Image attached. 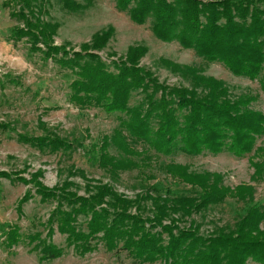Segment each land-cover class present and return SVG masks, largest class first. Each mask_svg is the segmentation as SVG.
<instances>
[{
    "label": "trees",
    "instance_id": "1",
    "mask_svg": "<svg viewBox=\"0 0 264 264\" xmlns=\"http://www.w3.org/2000/svg\"><path fill=\"white\" fill-rule=\"evenodd\" d=\"M56 1L72 14L90 6V3L80 4L74 0ZM114 2L116 10L126 12L134 24L144 25L150 20V30L157 40L176 42L208 63L222 64L236 77L258 79L264 93V0ZM11 3L17 4L19 9L12 10L10 16L23 25L13 27L10 40L26 39L32 52H41L45 60L51 59L73 74L69 85V101L73 105L125 116L118 118L119 125L111 138L103 137L98 151L99 168L107 169L113 176L138 169L142 160L152 158L151 151L158 156L175 152L189 156L227 152L241 158L250 154L257 138L264 135V114L249 108L255 96L240 95L232 100L222 81L203 76L193 67L165 60L161 62L189 78L190 90L159 84L150 72L138 67L146 53L142 46L129 47L123 59L108 65L92 51L106 46L114 34L111 27L93 34L89 43L80 45L79 51L67 49V45L55 46L53 37L59 25L43 20V16H48L45 6L49 5V0H6L3 6L9 7ZM135 92L142 93L144 98L130 107L129 101ZM0 129L9 127L0 123ZM17 140L41 152H66L74 148L73 143L49 133L38 137L17 134ZM138 142L147 148L135 150L132 143ZM109 145L115 147L119 158L106 152ZM250 165L253 168L251 179L255 183L262 182L264 146L254 150ZM185 168L180 169L179 178L196 188L197 197L166 199L140 195L131 200L107 184L91 185L89 181L86 183L88 195L80 196L69 190L71 183L67 181L53 189L45 187L38 180L40 172L25 179L18 173L0 171V179L31 185L40 202H55L44 225L46 240L52 237L56 226L57 232L65 236V248H72L78 256L93 252L101 243L105 251L126 252L139 263L246 264L251 260L264 264V228H261L264 207L253 203V189L239 186L232 191L221 185L217 174H187ZM228 196L249 204L231 230L221 229L203 237L193 225L181 228L172 220L164 224L171 213L190 216L222 204ZM31 199L28 190L18 200L16 211L20 217L23 216L22 206ZM148 200L152 217H143L147 210L143 204ZM79 217L84 218L85 230L78 228ZM27 238L39 249L40 262H50L64 254L63 247L40 239L38 233ZM20 239L18 226L10 225L1 245L10 250Z\"/></svg>",
    "mask_w": 264,
    "mask_h": 264
},
{
    "label": "rangeland",
    "instance_id": "2",
    "mask_svg": "<svg viewBox=\"0 0 264 264\" xmlns=\"http://www.w3.org/2000/svg\"><path fill=\"white\" fill-rule=\"evenodd\" d=\"M5 1L0 0V123L7 124L9 129H0V171L18 173L25 179L40 172L38 180L45 187L53 189L67 181L71 183L69 190L80 196L88 195L86 183L89 181L91 185L107 184L116 193L131 200L140 195L166 199L197 197L196 188H191L179 178L180 169L186 167L187 174L219 175L221 185L232 191L239 186L251 187L254 191L253 203L264 207V180L255 183L251 179L253 168L250 165L254 150L264 146V135L257 138L254 150L241 158L227 152L196 156L175 152L170 156H158L151 151L149 155L152 158L142 160V165L132 171L119 172L113 176L107 169L99 168L97 157L102 139L111 138L119 125L118 118L125 116L73 105L69 101V85L74 79L73 74L53 60H45L41 52H32L26 39L18 42L10 40L13 27L22 26L23 23L10 16L11 11H18L19 6L11 3L9 7H4ZM74 1L90 3V6L76 14L63 10L56 0H49V5L45 6L48 16H43V20L59 25L53 45H67V49L79 51L80 45L89 43L93 34L111 27L114 34L106 46L92 51L100 55L106 64L123 59L129 47L142 46L146 53L139 60L138 67L150 72L159 84L188 90L191 85L189 78L171 70L161 60L193 67L203 76L222 81L229 89L232 100L240 95L255 96L249 108L264 114V93L260 90L258 79L236 77L222 64L208 63L193 50L183 49L176 42L163 43L157 40L150 30V20L144 25L134 24L126 12L116 10L114 0ZM143 98L142 93H133L129 106H136ZM48 133L73 143V150L41 152L17 140V134L38 137ZM132 147L138 151L147 148L140 142L132 143ZM106 152L120 157L112 145L106 148ZM28 190L31 191L32 199L22 206L23 216L20 217L16 211L17 202ZM143 205L147 209L143 217H152L148 210L152 207L150 201ZM55 206L53 201L40 202L31 185L0 179V264H149L134 261L123 251L107 252L101 243L93 252L78 256L72 248H65V236L57 232L56 226L48 240L63 247L64 254L56 260L40 262L39 249L34 248L35 243L30 244L27 237L38 233L40 239H47L44 225ZM248 207L249 204L228 196L222 204L207 207L190 216L180 212L171 213L164 224L174 221L181 228L193 225L201 236L209 237L218 230L233 229ZM10 225L18 226L21 239L19 244L8 250L1 242ZM79 227L85 230L82 217L78 218ZM261 228H264V223ZM152 264L163 263L157 261ZM246 264L257 263L249 260Z\"/></svg>",
    "mask_w": 264,
    "mask_h": 264
}]
</instances>
